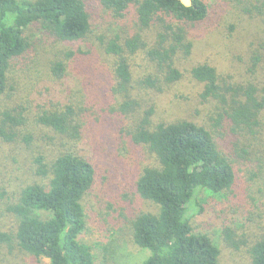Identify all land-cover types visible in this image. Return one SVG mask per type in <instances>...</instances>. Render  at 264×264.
Masks as SVG:
<instances>
[{
  "label": "trees",
  "instance_id": "trees-1",
  "mask_svg": "<svg viewBox=\"0 0 264 264\" xmlns=\"http://www.w3.org/2000/svg\"><path fill=\"white\" fill-rule=\"evenodd\" d=\"M226 1L230 10L240 7L243 14L261 15L264 24V0ZM96 8L116 19L134 14V24L125 36L113 33L99 38L110 58L109 91L94 86L93 103H84L80 89H65L62 84L43 87L36 121L69 143L50 156L39 153L33 158L35 179L22 185L5 206L16 224L11 233L0 231V242L15 244L36 258L45 257L48 264H93L91 247L79 235L86 227V197L97 178L93 153L85 141L83 145V114L89 110L94 115L92 109L97 108L100 112L94 121H101L112 133L107 146L100 147L103 157L112 153L120 130L131 144L145 147L154 160L130 182V193L125 194L129 200L115 207L130 220L132 241L150 251L136 264H218V243L197 231L192 220L209 216L208 205L202 203L206 197L223 196L237 187L241 181L237 163L251 151L264 157V39L242 52L250 61L248 79L243 82H222L216 67L208 62L191 66L190 76L201 85L200 97L215 102L207 126L186 118L154 122L151 108L128 125L125 120L138 105L129 91L130 55L143 51L160 73V78L141 79L142 86L160 91L163 85L179 80L182 73L176 58L190 55L191 28L211 21L205 1L192 0L186 6L179 0H0V97L7 91L9 69L30 47L31 27L58 42L84 40L91 33ZM233 29L231 25L224 37L230 44ZM150 31L151 43L147 41ZM48 67L61 82L68 63L66 58H51ZM18 107L0 115V135L7 141L18 138L14 129L25 122L23 109ZM21 140L30 144L31 136L23 135ZM259 165V173H249L253 180L254 175L263 178L264 158ZM141 201L157 205L158 210H144ZM222 234L228 244L238 246L230 226H224ZM249 251L251 264H264V227Z\"/></svg>",
  "mask_w": 264,
  "mask_h": 264
},
{
  "label": "rangeland",
  "instance_id": "rangeland-1",
  "mask_svg": "<svg viewBox=\"0 0 264 264\" xmlns=\"http://www.w3.org/2000/svg\"><path fill=\"white\" fill-rule=\"evenodd\" d=\"M203 1L210 7L211 21L191 28L192 51L188 57L177 55L176 58L177 67L182 73L179 80L163 85L160 91L142 86L139 84L141 79L147 76L160 78V73L143 51L130 55L132 84L129 91L138 105L125 120L126 124L136 121L143 111L151 108L154 122L186 118L207 126L215 102L200 97L201 85L189 73L195 63L208 62L214 65L224 83L248 79L246 69L250 67V61L246 58L249 55L243 56L242 52L250 50V46L257 47L258 42L264 39L263 17L254 13L243 14L240 7L230 10L226 0ZM133 22V12L116 19L108 11L96 8L92 14L90 35L75 42H58L35 26L30 28V47L9 69L7 91L0 97V115L5 109L19 106L17 109H23L25 121L14 129L19 135L15 141H7L0 135V231L11 233L15 228L16 218L5 210V206L22 185L35 179L33 158L39 153L50 156L59 152L63 144L68 142L66 137L36 121L40 108L38 105L43 103L40 94L43 87L62 84L65 89L69 86L72 90L80 89L86 99L83 98L84 103H93L91 92H96L93 87L103 86V90L108 92L111 84L110 58L102 51L99 38L113 33L125 36ZM231 25L235 29L230 44L224 37ZM152 33L150 31L147 34L149 43L153 41ZM228 44L230 46L226 47ZM70 52L72 54L68 55ZM57 57L66 58L68 63L61 82L53 78L48 67L49 59ZM92 112L94 115L89 110L83 114L86 126L83 145L85 141L87 150L93 153L97 178L86 197V227L79 235V240L91 247L93 264L140 263L150 255V251L138 247L132 241L128 227L130 220L123 218L120 215L123 211L115 210V207L123 199L129 200L125 194L130 193V182L138 175L139 169L154 163L153 156L145 147L131 144L129 137L119 130V138L112 153L109 157H103L100 147L107 146L106 142L112 133L101 121H94L99 109L94 108ZM23 135L31 136L30 144L21 140ZM97 143L101 145L95 148ZM252 152L237 163L241 169V181L237 187L226 191L223 196L206 197L202 203L208 205L210 214H206L209 216L199 221L192 220L197 231L209 234L218 243V264H251L249 248L264 227V173L261 180L260 175H254L255 180L250 177V174L260 172L259 159L264 157ZM239 187H243L242 190ZM141 202L144 210H158L157 205L149 201ZM224 226L233 229L237 247L224 240ZM0 264H48V259L36 258L15 244L10 246L0 242Z\"/></svg>",
  "mask_w": 264,
  "mask_h": 264
},
{
  "label": "water",
  "instance_id": "water-1",
  "mask_svg": "<svg viewBox=\"0 0 264 264\" xmlns=\"http://www.w3.org/2000/svg\"><path fill=\"white\" fill-rule=\"evenodd\" d=\"M179 1L186 6L192 5V0H179Z\"/></svg>",
  "mask_w": 264,
  "mask_h": 264
}]
</instances>
